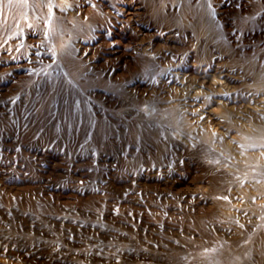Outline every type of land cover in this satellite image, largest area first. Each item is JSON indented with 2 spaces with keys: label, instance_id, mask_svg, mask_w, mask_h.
<instances>
[{
  "label": "rangeland",
  "instance_id": "rangeland-1",
  "mask_svg": "<svg viewBox=\"0 0 264 264\" xmlns=\"http://www.w3.org/2000/svg\"><path fill=\"white\" fill-rule=\"evenodd\" d=\"M0 264H264V0H2Z\"/></svg>",
  "mask_w": 264,
  "mask_h": 264
},
{
  "label": "bare ground",
  "instance_id": "bare-ground-1",
  "mask_svg": "<svg viewBox=\"0 0 264 264\" xmlns=\"http://www.w3.org/2000/svg\"><path fill=\"white\" fill-rule=\"evenodd\" d=\"M251 10V9H250ZM256 13V12H255ZM254 13V11H252L251 12V15H253V14H255ZM194 27L196 28V31H198V32H201V31H205L204 30V25H203V21L201 20L200 22H196V23H194ZM103 78V77H102ZM105 80V79H104ZM102 81V80H101ZM107 83V82H106ZM110 84V83H109ZM114 86V85H113ZM109 97H111L112 99H115L116 98V100L117 101H122V99L121 98H117L116 97V95H108ZM125 97V96H124ZM117 101H115L116 103H117ZM125 105H126V103H125ZM129 105V104H128ZM127 105V106H128ZM124 106V105H123ZM124 108V107H123ZM141 110V109H140ZM127 111V110H126ZM173 111V110H172ZM137 112H139V110H137ZM151 112V111H150ZM150 112H148V113H150ZM116 113V112H115ZM141 116H142V114H145L144 112H142V110H141ZM147 113V112H146ZM139 115V114H138ZM143 117V116H142ZM169 119H170V122L173 124V125H175V127H176V129L175 130H177L178 132L182 129V123H181V121H180V119H179V117L177 116V113H173V112H171V114L169 115ZM3 165V164H2ZM3 168V167H2ZM1 168V169H2ZM4 169V168H3ZM253 252V254H258V251H257V249H255V250H253L252 251Z\"/></svg>",
  "mask_w": 264,
  "mask_h": 264
},
{
  "label": "snow or ice",
  "instance_id": "snow-or-ice-1",
  "mask_svg": "<svg viewBox=\"0 0 264 264\" xmlns=\"http://www.w3.org/2000/svg\"><path fill=\"white\" fill-rule=\"evenodd\" d=\"M2 2V0H0ZM9 3H12V0H8ZM20 3H27V0H19ZM203 119V117H201Z\"/></svg>",
  "mask_w": 264,
  "mask_h": 264
}]
</instances>
